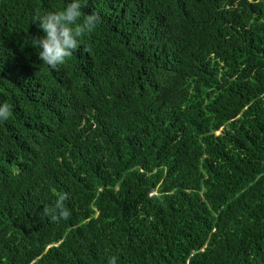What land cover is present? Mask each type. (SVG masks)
<instances>
[{"label": "trees", "instance_id": "obj_1", "mask_svg": "<svg viewBox=\"0 0 264 264\" xmlns=\"http://www.w3.org/2000/svg\"><path fill=\"white\" fill-rule=\"evenodd\" d=\"M71 2L0 0V264H264V0H80L52 69Z\"/></svg>", "mask_w": 264, "mask_h": 264}, {"label": "clouds", "instance_id": "obj_2", "mask_svg": "<svg viewBox=\"0 0 264 264\" xmlns=\"http://www.w3.org/2000/svg\"><path fill=\"white\" fill-rule=\"evenodd\" d=\"M80 0H72L66 8L57 12H48L44 15L37 14L33 22L38 21V27L44 35L36 38L40 51V61L52 69L66 63L74 51L80 47L79 38L95 30L102 22L98 13L84 15L81 11ZM11 115L8 104L0 105V121H6ZM68 199L67 193H59L55 207L49 213L54 222L60 219L67 220L70 212L65 208L64 201ZM108 264H116V257L109 259Z\"/></svg>", "mask_w": 264, "mask_h": 264}]
</instances>
